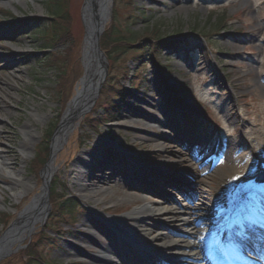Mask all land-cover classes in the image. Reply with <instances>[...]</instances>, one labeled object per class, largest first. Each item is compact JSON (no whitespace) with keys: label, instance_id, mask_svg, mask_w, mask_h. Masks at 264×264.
<instances>
[{"label":"rangeland","instance_id":"obj_1","mask_svg":"<svg viewBox=\"0 0 264 264\" xmlns=\"http://www.w3.org/2000/svg\"><path fill=\"white\" fill-rule=\"evenodd\" d=\"M83 2L69 0L68 3L71 12L69 28L77 40L81 38L77 59L82 72L85 68L82 60L85 45L81 18ZM128 6L135 8L136 14L144 13L143 18L148 20L146 24L138 23L131 31L142 35L151 28H160L157 36L174 41L180 39L184 44L171 51H162L155 60L146 54L138 62L134 59L133 50L118 57L112 70L114 75L118 74L116 84L128 87L130 78L137 70L143 78L142 83L121 102H117L119 96L113 90L106 107L119 103V119L105 118L93 131L83 120L89 115L106 114L102 108L95 110L100 92L109 77V65L105 61L106 71L97 82L91 101L76 118L65 142L52 154L54 135L71 100L63 103L57 92V71L46 66L45 60L51 52L38 48L35 36L31 35L34 31L26 29L27 25L47 18L46 0H0V16H7L5 22L0 19V56L6 60L0 63V80H6L19 95L16 99L19 101L12 103L11 118L5 125L10 133L9 140H1L0 151L5 150L15 158V171L22 179L29 178L33 188L31 190V185L22 181L16 189L19 194L13 199L14 192L8 180L0 178V237L40 192L42 182L39 183L38 178L44 167L51 164L54 170L48 185L49 208L43 219L9 248V256L0 264L8 260L9 264H23L24 256H13L24 250L26 242L31 241L38 229L45 231L44 225L60 227L50 234V239L42 240L39 245L43 258L49 264H86L85 258L75 252L71 256H66L64 252L68 251L66 246L70 240L79 245L80 250L96 252L85 239L78 241L72 238V234L82 238L88 232L82 226V221L90 212L103 218L106 223L108 220L119 221L128 214L142 212V207H149L148 201L142 197L156 194L172 202H180L186 210L190 201L196 202L195 180L192 183L187 178L195 173L199 174V187L213 194H221L224 198L228 188L244 193L228 210L236 209L240 204L254 206V198L259 199V194L264 196V184H254L257 175L264 174V0H118L115 8L119 20L127 14ZM66 50L65 44L60 43L55 47L58 57L71 58V50ZM69 65L66 61L64 68ZM158 65L164 66L167 75H161ZM123 67L127 74L121 78L119 72ZM163 78L167 80L163 82ZM78 83L79 80L74 86L73 95ZM168 96L174 100L176 97L182 98L177 110ZM182 114L187 119L186 124L181 120ZM27 119L35 127L30 130L31 145L23 152L18 143L24 137L20 128ZM182 134H190L192 140L184 135L182 138ZM197 140L202 142L203 150L210 151L207 168L200 163L199 154L204 151L192 155L193 148L198 146L195 144ZM45 145L48 146V157L35 174L33 166L36 169L41 159L38 151ZM80 159L88 163V167L81 168V173L90 170V177H112L113 173L107 170L109 167L124 169V174L114 176L113 182L102 186L104 193L93 200L82 199L86 194L78 191V187L72 188L73 177H64V173L75 164L80 169ZM103 162H109V165L105 167ZM98 163L102 169L95 170ZM90 177L86 176L83 180L87 181ZM175 183H179L186 193L180 194L174 187ZM135 188L142 190L136 197L129 196L128 193ZM145 189L148 190L147 194ZM52 192L60 195L56 198L58 203L73 200L72 219H56L51 214ZM257 201L260 202V199ZM209 203H214L210 197L204 201L205 205ZM223 205L220 206L221 223L226 226L232 217L230 213L226 214L228 210H224L226 207ZM159 209L175 211L176 206L166 204ZM210 216L198 210L196 216H182L181 219L192 223ZM4 219L7 220L6 224L3 223ZM153 221L163 224L166 219L155 216ZM135 223L133 216L127 225L134 228ZM165 226L169 228L166 223ZM185 229L199 236L205 248H211L214 244L211 242L212 235L217 236L221 232L219 228V232L202 229L199 233L190 226ZM173 232L175 234H169L173 242L181 241L182 233ZM108 236L97 234L95 238L99 243L108 244ZM183 240L187 248L183 246L175 250L181 251L179 256H188V248L197 241L186 237ZM165 244L168 243L155 245L162 248ZM234 261L243 264L239 255ZM187 263L183 258H175L171 264ZM188 264L206 263L201 257H196Z\"/></svg>","mask_w":264,"mask_h":264},{"label":"bare ground","instance_id":"obj_2","mask_svg":"<svg viewBox=\"0 0 264 264\" xmlns=\"http://www.w3.org/2000/svg\"><path fill=\"white\" fill-rule=\"evenodd\" d=\"M92 0H90L91 3ZM107 3H105L106 5ZM91 12H88L90 14ZM92 35L91 32L88 33V36L85 40L84 45V65L86 70V75L83 81L80 83V88L77 89V94L74 96L72 103L68 106L66 112L62 117V121L54 135L52 141V154L57 151V148L62 146L67 138V134L72 131L76 118L83 112V110L87 107L93 94L95 92V88L97 82L99 81L100 77L102 76V62L101 58L95 54L92 50ZM6 62L3 56H0V63ZM13 91V92H12ZM17 97H19L18 92L14 91V88L10 86L6 80H0V143L1 140H9L10 133L6 131L5 125L11 118L10 110H12V103H15ZM38 108H36L37 110ZM4 114H7L5 117ZM35 127L34 124L27 119L26 123L21 126V131L24 133V137L22 140L19 141L18 145L20 147V151L25 152L29 146L31 145L32 141V134L31 128ZM184 138V137H183ZM11 140V139H10ZM78 144V143H77ZM208 152L200 158V163L204 165L205 168L208 167L207 162L208 159ZM79 166L88 167V163L82 161L81 159L78 161ZM109 164L105 163L104 166L107 167ZM10 172H6V170ZM17 164L15 163V158L10 156L9 152L5 150L0 151V178L7 179L8 184L11 187V191H13L12 198L15 199L19 192L16 190L22 181H25L26 184H30L29 178H21L19 172H16ZM102 169V168H100ZM123 169V168H122ZM113 173L112 177L109 178H95L90 177L91 173H88L87 176L90 177L87 181L82 180L81 182L72 185V188H77L78 191L83 192L84 195L82 199L85 200H93L94 198L98 197L100 194L104 193L103 187L104 185L113 182L115 179L114 176L120 174H124L123 170L112 169L109 167L107 169ZM58 172V171H57ZM7 173V174H6ZM54 173L53 167L51 164L45 167L42 172L43 177V184L40 189V192L34 197V199L30 202V204L18 214V218L14 222L12 226L8 229V231L3 235L0 239V252L6 251L13 244H15L20 237H23L25 234L29 233L31 227L38 222L39 220L43 219L45 213L47 212L48 208V201H47V194H48V185L49 180L51 179ZM57 174H60L59 172ZM196 175L187 177L189 181L192 183L195 180L196 185V202H190V206L186 208L183 207V204L180 202H172L171 199L156 194L154 196L142 197L143 200H147L150 204L149 207H142V212H136L126 215L125 217L121 218V220H108L106 223L103 218H100L98 215L95 216L93 212H90L84 221H82V226L87 229V233L79 238L76 235L72 234V238L78 241L81 239H85L89 245H91L96 252L90 253L88 251H83L79 249V245H77L74 241H68L66 248L68 251L64 252L65 255L71 256L72 252L82 256L86 260V264H145L146 259H152L153 261L159 262H172L175 258H178L181 251L175 249L187 248L184 246L183 238L188 237L190 239H194L197 241V244L194 242L188 248L190 250V254L186 257V262H190L195 259L198 254L206 255L205 249L203 247V240L199 239V236L189 233V226L196 229V233H199L202 229L214 230L220 227V218L218 217V210L217 207L226 202V205H229L231 201L239 200L242 196V192H237L232 188L227 190V198L224 200L222 195L213 194L210 190H204L199 187L198 178L199 174L195 173ZM7 175V176H6ZM73 177L74 179L80 180L81 174L80 170L77 168L76 164L73 168L69 169L68 172L64 173V177ZM86 176V175H85ZM135 177V174H133ZM137 178V176H136ZM192 178V179H191ZM112 180V181H111ZM36 185V184H33ZM31 190H33L32 185L30 186ZM174 187L178 190L181 194H185L181 189V185L179 183H175ZM140 190V191H139ZM142 189H131V193H128L129 196H137L138 193L141 192ZM176 190V191H177ZM146 194L147 191L146 190ZM133 192V194H132ZM145 193V192H144ZM91 195V196H90ZM213 199L212 205H204V201L207 199ZM174 204L176 206L175 211H168V210H160L159 207L166 205V204ZM201 210L208 212L212 215V219H203L202 221L196 223H190L188 220L181 219L182 216H188L192 218L195 216L196 211ZM244 210L243 205H239L238 209L232 213L234 217H237L239 214L242 213ZM260 211H264V207L260 209ZM135 217V231H133V236L127 239L128 236L125 238H120V241L117 243V248L119 247H128L127 257L126 255L120 256L115 251V248L111 243L109 244H102L99 243L95 236L100 234L102 237L105 235H110V231H123L129 219L131 217ZM160 217V219L164 221L169 228L165 226V223L158 224L153 221V217ZM170 216V217H168ZM168 220V222H167ZM171 226V227H170ZM184 228L181 230V228ZM177 231L182 233L181 241L173 242V238L169 235L170 233L174 234L172 231ZM184 230V231H183ZM103 235V233H105ZM228 238V239H227ZM230 236L226 237V241H220V244H225L227 247L226 250L230 251L229 255L233 257V252L231 249V244H229ZM128 240V241H126ZM168 243L165 244L162 248H158L160 243ZM157 246H156V245ZM156 246V247H155ZM184 246V247H183ZM229 246V247H228ZM245 247H247L245 245ZM260 252L263 249L259 250ZM218 254V253H217ZM219 255V254H218ZM224 255L227 257V253L224 250ZM160 256V257H159ZM161 256H163L161 258Z\"/></svg>","mask_w":264,"mask_h":264},{"label":"trees","instance_id":"obj_3","mask_svg":"<svg viewBox=\"0 0 264 264\" xmlns=\"http://www.w3.org/2000/svg\"><path fill=\"white\" fill-rule=\"evenodd\" d=\"M117 2L118 0H115L114 2L111 21L100 37V49L108 61L109 77L100 92L99 100L95 110L102 108L106 114L97 116L89 115L83 120L93 131H96L98 124L101 123L100 121L104 122L105 118L108 120H116L120 114L119 103L116 102L110 105L108 108L106 107L109 105L107 103L108 97L112 96L114 87H118L116 92L119 96L118 102H121L132 91L138 89L142 83L141 81L143 78H141L140 72L137 70L134 72L132 78H130L129 88L121 87L116 84V81L118 80V74L114 75L112 70L114 69L113 66L116 63L118 57H120L124 52L133 50L135 54L134 59L138 62H141L146 54H148L152 60H155L162 51H171L172 49L180 46V44L184 43L180 39L177 41H171L166 39V37L160 38L157 36L160 28H151L149 32H145L142 35H137L131 31V28L135 27L140 22L142 24H146L148 22L146 18H143L144 13L136 14V12H134L135 8L128 6L126 11L127 14L122 20H119L118 12L115 8ZM68 3L69 0H46V4L48 6L47 18L45 20L33 22L26 27V29L34 31L31 35L35 36V39L39 44L37 47L51 52L50 56L45 60V62L48 68L56 69L57 71V92L58 94L60 93L59 95L62 97L63 103L70 100L74 93V86L83 73L81 65L77 59L78 45L81 38L79 37V40H77L69 28V24L71 22V12L69 11ZM0 19L5 20V16L1 15ZM60 43L67 45L66 52L71 50V58H69V56L63 58L57 56L59 54L55 52V47ZM66 61H68L70 65L64 68ZM158 67L161 75H167L164 66L158 65ZM119 73V77L121 78L122 76H126V68L123 67ZM166 80L167 78H163L162 81L164 82ZM38 155L41 157V159L38 161L36 169L33 166V171L35 174H37L39 171L38 169L42 167L43 163H45L48 157V146L45 145L41 150H39ZM56 196L57 195H55L54 192L50 194L51 214L56 217V219L59 217H70V219H72L73 200H64V202L58 203L56 198H59L60 195L57 197ZM3 223L6 224L7 220L4 219ZM44 228L45 231L38 229L31 241L26 242L24 250L19 251L13 257L18 258L24 256L23 264H49L43 258L39 245L42 240L50 239V234L55 233V231L60 227H51L50 225H46ZM9 261L10 260L1 264H9Z\"/></svg>","mask_w":264,"mask_h":264},{"label":"water","instance_id":"obj_4","mask_svg":"<svg viewBox=\"0 0 264 264\" xmlns=\"http://www.w3.org/2000/svg\"><path fill=\"white\" fill-rule=\"evenodd\" d=\"M111 2L112 0H92L90 3V0H84L82 8H81V18H82V23L84 27V43L88 36V33L91 32L92 40H93L92 50L95 54H97L102 59L101 60L102 65H103L102 75H104V71H106V64H105L106 60H105V56L103 55V53L101 52L99 48V38L102 32L104 31L105 25L109 21L110 16H111V9H110L111 6L109 4ZM105 3L107 4L105 5ZM88 12H91V13L88 14ZM83 56H84V53H83ZM85 75H86V70L84 68V75L79 80V83L83 81ZM76 94H77V91H76ZM73 99L74 97L71 99L70 101L71 103ZM8 229L6 230V232L8 231ZM3 235L0 237V239L3 237ZM7 256H9V249H7L6 251H1L0 252V262L4 260Z\"/></svg>","mask_w":264,"mask_h":264},{"label":"snow or ice","instance_id":"obj_5","mask_svg":"<svg viewBox=\"0 0 264 264\" xmlns=\"http://www.w3.org/2000/svg\"><path fill=\"white\" fill-rule=\"evenodd\" d=\"M239 179V177H234ZM264 229V211L256 210L252 207H248L246 210H242V213L237 216L235 221L236 243L234 247L238 250L244 245L245 241L252 240L257 235V229ZM260 239H264V234L260 235ZM229 244H233V240L230 237ZM227 247L225 244L217 245V253L220 256L224 255V250Z\"/></svg>","mask_w":264,"mask_h":264}]
</instances>
